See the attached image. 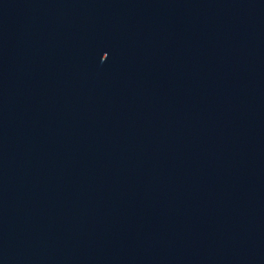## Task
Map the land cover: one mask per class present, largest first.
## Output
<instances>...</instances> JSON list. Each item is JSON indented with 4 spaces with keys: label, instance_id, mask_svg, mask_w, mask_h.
<instances>
[{
    "label": "water",
    "instance_id": "1",
    "mask_svg": "<svg viewBox=\"0 0 264 264\" xmlns=\"http://www.w3.org/2000/svg\"><path fill=\"white\" fill-rule=\"evenodd\" d=\"M0 264H264V0H0Z\"/></svg>",
    "mask_w": 264,
    "mask_h": 264
}]
</instances>
